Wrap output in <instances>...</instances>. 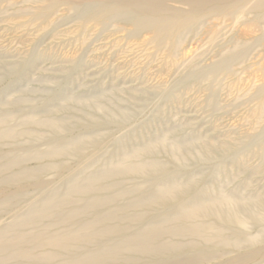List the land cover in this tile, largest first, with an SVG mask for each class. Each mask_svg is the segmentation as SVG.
<instances>
[{"label":"rangeland","instance_id":"obj_1","mask_svg":"<svg viewBox=\"0 0 264 264\" xmlns=\"http://www.w3.org/2000/svg\"><path fill=\"white\" fill-rule=\"evenodd\" d=\"M41 3L39 0L2 2L0 116L8 111L17 114V123L28 114L37 118L48 115L57 121L60 118L65 128L63 137L67 132L69 138L86 136L97 142L86 146L87 161L74 155L62 157L60 160L65 161L68 169L46 171L42 176L46 187H27L25 200L18 207L0 214V225L45 192L57 185L62 187L72 173L84 167L87 172L103 169L124 150L162 138L167 145L158 151V158L176 170L180 182H192L210 196L225 193L252 199L264 193V172L254 168L260 159L250 152L243 155L241 144L246 134L257 135L264 126V118L259 122L256 114L260 105L256 90L264 85L260 66L264 64V43L256 41L262 33L260 30L243 37L251 46L245 61L234 67V74H221L211 84L200 76L220 57L222 47L226 51L237 43V36L245 29L243 22L217 20L221 31L211 29L210 34L196 29L181 44L176 56H170L167 50L157 49L149 42L150 34L135 37L129 30L116 31L113 26L102 32L93 23L81 28L75 12L66 5L58 8L49 23L31 20L26 13ZM28 127L33 130L31 136L6 141L7 145L3 142L0 153L15 147L24 154L33 149L45 152L52 130L36 125ZM25 128L19 125L17 130ZM206 143L212 144L214 151L206 152ZM175 145L189 152L184 154L185 160L172 158ZM225 145L231 149L225 150ZM245 160L248 169L243 166ZM48 161L52 160L30 158L24 167L37 168ZM127 179V187L144 183L135 177ZM247 230L254 243L247 242L240 251L264 250L260 229L249 226ZM229 251L225 258L233 259L228 264H235L237 253L233 249ZM250 263L263 264L264 260Z\"/></svg>","mask_w":264,"mask_h":264},{"label":"bare ground","instance_id":"obj_2","mask_svg":"<svg viewBox=\"0 0 264 264\" xmlns=\"http://www.w3.org/2000/svg\"><path fill=\"white\" fill-rule=\"evenodd\" d=\"M3 1L0 0V12ZM39 1L43 3L26 13L31 20L49 23L58 8L66 5L75 12L81 28L93 23L102 32L113 26L116 31L129 30L135 37L150 34L149 42L157 49L167 50L170 56H176L181 44L196 29L210 34L211 29L221 31L217 20L243 22L245 29L235 37L237 43L226 51L222 47L220 57L200 76L211 84L221 74H234V67L245 61L251 45L243 37L260 30L256 41L264 43V0ZM260 66L264 72V64ZM256 94L260 102L256 114L258 120H263L264 85ZM15 115L8 111L0 116L1 146L20 136H31V125L49 128L52 136L46 141L49 145L45 152L33 149L24 154L15 147L0 153V214L25 200L27 187L44 189L46 180L42 176L46 171L68 169L65 161L61 162L62 157L85 159L86 146L97 142L86 136L69 138L67 132L63 137L65 128L60 118L57 121L47 113L45 118L24 115L20 123L15 121ZM19 125L26 128L18 131ZM241 144L243 155L250 152L259 157L255 171L264 172V126L257 135L246 134ZM166 145L162 138L135 149H123L103 169L87 172L84 167L65 176L62 187L57 185L38 200L24 204L0 225V264H228L233 260L225 258L229 249L237 253L235 264L264 260V250L240 251L247 242L254 243L247 233L249 226L259 228L264 241V193L252 199L225 193L210 196L192 182L182 183L176 170L158 158V151ZM204 148L209 153L214 151L210 143ZM224 148L230 150L231 146ZM172 152L176 153L171 154L172 158L179 157L180 162L188 151L175 145ZM45 157L52 161L37 168L24 167L30 158ZM243 166L248 169L246 160ZM130 177L143 179L144 183L133 182L127 187Z\"/></svg>","mask_w":264,"mask_h":264}]
</instances>
